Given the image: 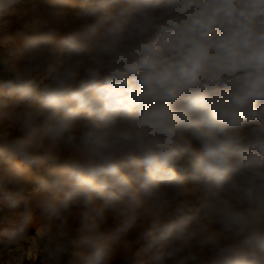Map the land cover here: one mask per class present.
<instances>
[{"label":"clouds","instance_id":"obj_1","mask_svg":"<svg viewBox=\"0 0 264 264\" xmlns=\"http://www.w3.org/2000/svg\"><path fill=\"white\" fill-rule=\"evenodd\" d=\"M19 3L0 0L9 247L38 193L46 264H264V0L34 7L17 44ZM17 156L61 168L33 188Z\"/></svg>","mask_w":264,"mask_h":264},{"label":"rangeland","instance_id":"obj_2","mask_svg":"<svg viewBox=\"0 0 264 264\" xmlns=\"http://www.w3.org/2000/svg\"><path fill=\"white\" fill-rule=\"evenodd\" d=\"M50 8V7H63L70 14L78 13L83 9H72L65 2H59L57 4H50L48 0H20V3L15 6L16 14L11 16H5L2 19L10 20L11 27L8 30L7 35L11 38L13 43L22 44L31 33L28 32L22 23V18L25 11L30 12L33 8ZM85 9V8H84ZM66 35V32L62 31L56 39H62ZM2 51V49H0ZM2 67V66H0ZM18 96V94H17ZM17 96H13L11 99H16ZM10 126L4 125L0 122V134H3L8 130ZM13 135H19L18 132H14ZM32 163H26V160L21 157H15L10 167L14 170L22 171L24 176L30 181L31 187L40 188L37 178L32 171ZM45 164V163H44ZM44 164L39 166L43 167ZM189 185H192L194 181L189 179ZM39 194L36 193L30 197L33 207L34 223L32 228L29 229V234L19 241L14 242V246L9 247V240L7 236V225L13 222V218L10 215H0V264H33L37 261H43L46 263L43 249L47 247L46 237L49 234V227L46 224L47 214L36 206V202L39 200ZM24 204L19 206V210H23ZM8 201L3 197H0V211H7ZM67 261V258H65ZM114 264H122V260L117 258Z\"/></svg>","mask_w":264,"mask_h":264},{"label":"trees","instance_id":"obj_3","mask_svg":"<svg viewBox=\"0 0 264 264\" xmlns=\"http://www.w3.org/2000/svg\"><path fill=\"white\" fill-rule=\"evenodd\" d=\"M50 4H57L59 2H65L69 7L72 9H84L88 7L90 4L94 3L95 0H48ZM26 163H29L26 161ZM32 165V173L34 176L37 178L38 183L41 184V181L44 179H49L47 172L45 171L46 168H51L53 170H60L61 164L60 163H53V162H45L44 166L41 167L37 164H31ZM189 182V180H188ZM53 189L49 187L48 191H52ZM33 264H46L43 261H37L36 263ZM66 264V260H65Z\"/></svg>","mask_w":264,"mask_h":264}]
</instances>
